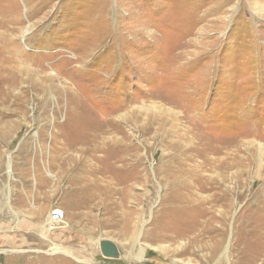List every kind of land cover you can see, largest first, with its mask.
I'll use <instances>...</instances> for the list:
<instances>
[{"label":"rangeland","instance_id":"rangeland-1","mask_svg":"<svg viewBox=\"0 0 264 264\" xmlns=\"http://www.w3.org/2000/svg\"><path fill=\"white\" fill-rule=\"evenodd\" d=\"M14 1L0 264H264V0ZM80 114L96 123L77 134ZM96 126L127 164L94 193L66 162L103 142Z\"/></svg>","mask_w":264,"mask_h":264},{"label":"bare ground","instance_id":"bare-ground-1","mask_svg":"<svg viewBox=\"0 0 264 264\" xmlns=\"http://www.w3.org/2000/svg\"><path fill=\"white\" fill-rule=\"evenodd\" d=\"M41 4V3H39ZM43 5V4H42ZM34 6V4H33ZM38 6V5H37ZM32 7V6H31ZM11 13H12V17L9 19L10 22L14 23L17 21L18 19V15L17 13H15V9H16V2L14 0H12V4L10 5L9 7ZM20 18V16H19ZM32 26V25H31ZM31 26L29 27H25L23 30H22V33H21V38L25 37L26 33L29 31L30 32V29H31ZM16 29H12L10 30V27H8L7 25H5V23H0V89L2 87H5V85L8 87V90H11L13 89V86L15 85L14 83H16L15 79L13 76H11V73H12V68H10V65H9V62H10V57H8L6 54L9 52V50H12V49H15V47L17 46V43L16 41L14 42L13 40V32L15 31ZM18 36V35H16ZM15 36V37H16ZM9 45H12V47L9 49ZM18 47V46H17ZM16 50V49H15ZM19 50V49H18ZM13 51V50H12ZM20 51V50H19ZM15 53V52H14ZM16 57V56H15ZM19 59V58H18ZM18 60H16L17 62ZM15 67V66H14ZM13 67V69H14ZM3 91V90H2ZM13 91V90H12ZM11 91V92H12ZM1 93V92H0ZM22 95V94H21ZM1 96V95H0ZM3 96V95H2ZM11 97V96H10ZM17 97V96H16ZM1 98V97H0ZM11 99V98H10ZM20 100V99H19ZM10 101V100H9ZM8 101V102H9ZM7 102V103H8ZM6 114V113H5ZM88 114V113H87ZM82 114L77 115V117L75 119H72L70 118L69 120V124H68V127L70 125L71 127V124L74 123L76 124V128H75V131L77 132V134L82 130V131H87L88 129H91L90 127L94 125V123H96L94 120V122L92 120H85V119H82L83 116L81 117ZM106 115V114H105ZM95 116V115H94ZM104 116V114H103ZM90 118V116H89ZM81 121V124L79 123V121ZM96 120V119H95ZM101 121V120H100ZM78 122V123H77ZM107 123L110 125V127L112 128V123H114V121L112 119H110L109 121H107ZM73 124V125H74ZM79 124V125H78ZM93 124V125H92ZM117 126V125H116ZM97 127V126H96ZM106 127V126H105ZM73 128V127H72ZM97 130L98 132L97 133H101V135L99 137H101L103 140L102 143H98L96 141L95 145L92 146V150L89 151V149H83L81 150V154L80 155H77V156H71V158L66 162V164L68 165L67 168H69V170H71L72 172H74V176L73 177V183H76L77 181H91V182H95V183H92V192L96 193V191H98V187L97 185L99 184L100 181H107V180H112V179H117L118 181L119 180H122L123 178L120 177L121 174L118 173L116 171V167H117V164L116 163H119V162H123L124 164H127V158L124 156V155H120V151L119 150H116L117 148V145H116V140L114 141L113 139V135L112 136H109V129L103 127V129H101L99 126L97 127ZM79 131V132H78ZM117 131V130H116ZM96 133V132H95ZM92 134V133H91ZM86 135V133H85ZM91 136V135H89ZM97 136V135H96ZM93 137V135H92ZM98 137V138H99ZM95 138V137H94ZM112 141L115 143V145H112V147H109L108 146V141ZM86 139L85 137L83 138L82 136L80 135H76V138L75 140L73 141L75 145H82V144H85L86 143ZM111 142V143H112ZM72 144V145H73ZM110 144V143H109ZM112 148V150L114 151V154H109L107 156V154H105L106 158H102L101 160L100 159H97L96 158V152L104 148ZM70 147H68L67 145L63 146L60 148V150L64 151L65 149H68ZM60 151V152H62ZM88 151V152H87ZM102 152V151H101ZM119 152V155L118 153ZM111 153V152H110ZM113 153V152H112ZM110 156H113V157H110ZM60 157V156H59ZM58 158V157H57ZM56 158V159H57ZM188 158V157H187ZM55 159V160H56ZM94 160H97L98 161V164H95L93 161ZM70 162V163H69ZM116 164V165H115ZM125 166V165H124ZM12 167L11 163L9 164V170L10 168ZM10 173V172H9ZM189 174V173H188ZM52 176H55V175H52ZM56 177V176H55ZM61 178L64 177V174L62 173L60 175ZM188 177H190V175H188ZM187 177V178H188ZM59 178V177H58ZM125 178V177H124ZM83 182V183H84ZM108 182V181H107ZM121 182V181H120ZM42 183H45L44 182V179L42 181ZM179 184V183H178ZM190 184V183H189ZM180 185V184H179ZM179 187V186H178ZM180 188V187H179ZM87 191V189H86ZM89 196V195H88ZM87 197V196H86ZM88 200V199H87ZM83 205V204H82ZM81 205V207H82ZM87 205V204H86ZM84 205V206H86ZM80 206V205H79ZM37 209V208H36ZM14 213L17 215V212L14 211ZM0 225H2L0 223ZM10 225V224H9ZM39 226V225H38ZM161 238L163 237H159V239L161 240ZM144 253H145V250L144 249H141V251L139 252V254L137 255V260L138 261H141L143 260L144 258Z\"/></svg>","mask_w":264,"mask_h":264},{"label":"water","instance_id":"water-1","mask_svg":"<svg viewBox=\"0 0 264 264\" xmlns=\"http://www.w3.org/2000/svg\"><path fill=\"white\" fill-rule=\"evenodd\" d=\"M100 250L104 257L117 258L119 256V251L116 244L110 240H101Z\"/></svg>","mask_w":264,"mask_h":264},{"label":"built area","instance_id":"built-area-1","mask_svg":"<svg viewBox=\"0 0 264 264\" xmlns=\"http://www.w3.org/2000/svg\"><path fill=\"white\" fill-rule=\"evenodd\" d=\"M65 217V212L61 208H54L50 215V223L49 227L50 229H55L59 226V224L63 221Z\"/></svg>","mask_w":264,"mask_h":264}]
</instances>
